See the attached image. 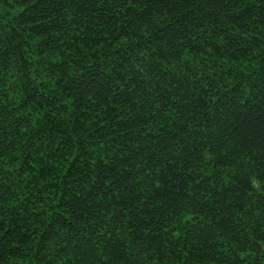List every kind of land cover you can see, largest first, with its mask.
<instances>
[{"label": "trees", "instance_id": "obj_1", "mask_svg": "<svg viewBox=\"0 0 264 264\" xmlns=\"http://www.w3.org/2000/svg\"><path fill=\"white\" fill-rule=\"evenodd\" d=\"M0 264H264V0H0Z\"/></svg>", "mask_w": 264, "mask_h": 264}]
</instances>
